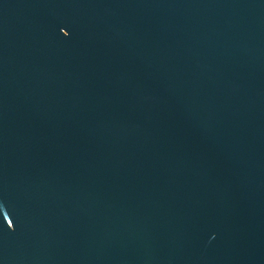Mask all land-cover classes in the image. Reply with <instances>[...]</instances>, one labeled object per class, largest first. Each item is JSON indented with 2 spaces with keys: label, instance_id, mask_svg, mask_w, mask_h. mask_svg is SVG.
<instances>
[{
  "label": "water",
  "instance_id": "water-1",
  "mask_svg": "<svg viewBox=\"0 0 264 264\" xmlns=\"http://www.w3.org/2000/svg\"><path fill=\"white\" fill-rule=\"evenodd\" d=\"M0 264H264V0H0Z\"/></svg>",
  "mask_w": 264,
  "mask_h": 264
}]
</instances>
